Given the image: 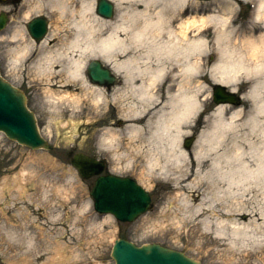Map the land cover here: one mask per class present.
Here are the masks:
<instances>
[{"label":"bare ground","instance_id":"1","mask_svg":"<svg viewBox=\"0 0 264 264\" xmlns=\"http://www.w3.org/2000/svg\"><path fill=\"white\" fill-rule=\"evenodd\" d=\"M98 1L47 0L60 12L57 18L70 16L65 22L74 31L68 40L42 51L34 62L49 81L55 62L68 77L62 81L67 92L49 89L46 93L53 99L49 101L55 107L79 108L83 94L72 89L73 82H80L81 91L93 93L95 104L105 102L111 78L104 85L91 83L85 66L92 57L110 63L123 75L119 113L128 123L121 130L107 128L101 144L109 152L116 151L115 156L112 153L116 161L127 160L152 175L163 172L176 184L185 181L189 163L195 161L192 174L197 179L171 194L182 197L180 210L193 221L206 212L216 217L208 214L197 225L203 223L207 233L215 227L218 241L229 245L223 254L256 245L264 235V0H111L117 9L113 18L97 12ZM44 4V0H30L23 17L44 11ZM249 4L253 5L250 19L241 21L238 7ZM186 9L189 14L184 16ZM23 27L14 30L13 38L21 41L11 47L8 64L13 67L33 45L32 38H24ZM210 37L219 58L206 71ZM207 78L229 87L231 94L243 82L253 84L241 95L243 105L234 107L229 117L226 104L214 109L190 155L182 140L203 110V92L212 85ZM121 97L114 92L112 101ZM129 97L133 100L128 101ZM200 197L197 204L191 200ZM241 212L251 214L250 222L235 218ZM110 219L105 217L101 225L93 223L91 229L102 230Z\"/></svg>","mask_w":264,"mask_h":264},{"label":"rangeland","instance_id":"2","mask_svg":"<svg viewBox=\"0 0 264 264\" xmlns=\"http://www.w3.org/2000/svg\"><path fill=\"white\" fill-rule=\"evenodd\" d=\"M242 10L243 16L247 15V6H243ZM60 24L62 32L66 34L65 30L69 24ZM12 55L9 41L0 40L2 73L28 93L29 106L36 112L42 132L54 148L51 151L33 150L0 133L1 263L114 264L110 255L112 241L117 236H124L138 243L159 242L184 250L205 264H264V235L256 245L234 248L231 254H223V249L229 245L218 241L219 234L215 227L207 233L209 230L203 223H199L189 239L187 225L184 223L192 216L180 210L182 197L174 198L171 195L175 192L173 181L165 175H152L138 166L132 168L127 160L116 161L112 157V153L116 151L111 150L109 154L108 147L101 144L99 139L107 128L119 130L128 123L121 119L119 113L123 101L120 95L122 74L114 72L119 76L120 82L116 81L110 93L116 92L121 100L95 104L91 91L85 90V93L78 85L73 84L72 90L83 94V100L79 103V108L69 110L52 105L49 100L53 99L46 93L49 89L54 92L68 90L62 86V81L68 77L60 70L57 62L52 68L53 76L49 81L48 77L43 76V72L32 66L31 60H24L18 67L10 66L8 62ZM210 58L211 55H208L207 59ZM207 80L211 82L209 85L213 84L212 80ZM130 97L128 101L133 100ZM54 101L56 105L57 100ZM66 103L64 101L65 105ZM205 105L203 114L215 108L213 102ZM202 117L203 115L196 125L193 123L194 128L187 137L193 133H201ZM183 142L184 139L182 146L185 148ZM194 147L192 145L191 149L194 150ZM79 151L97 158H105L109 162L108 171L133 176L149 188L153 195L151 210L134 223H120L112 217L109 225H102V230L98 226L92 230L93 223L99 224L105 217L86 206L91 201L89 192L95 176L83 180L71 165L72 155ZM122 151L124 149H121ZM194 162L191 160L189 163V175L185 176L183 185L197 179L192 174ZM201 198L197 201L196 198L191 200L197 204ZM215 203L220 204L218 200H215ZM241 213L235 218L240 217V220L250 222L251 214ZM208 214L210 215L206 212L198 216L197 221ZM225 218L224 216L221 219ZM229 218L233 221V217ZM180 220L184 223H180ZM262 221L263 219H259L263 225Z\"/></svg>","mask_w":264,"mask_h":264},{"label":"water","instance_id":"3","mask_svg":"<svg viewBox=\"0 0 264 264\" xmlns=\"http://www.w3.org/2000/svg\"><path fill=\"white\" fill-rule=\"evenodd\" d=\"M107 73V72H106ZM104 74L101 73L100 69L99 68H95L94 71H93V77L94 79L98 80V81H101L102 78H103ZM0 90L4 91V94L2 95L4 101H6L7 98L15 101L16 103H18V106L22 109V111L27 114V115H31L32 117V114L27 111L25 105H24V97L21 96L20 94L18 95L16 93V91L7 83L5 82H2L0 80ZM10 94V96H9ZM28 112V113H27ZM19 119L23 120V121H26L25 117L22 115L21 117L17 116ZM96 164H93V162H88V167L90 170L92 171H95V172H98V164L96 166H94ZM102 179V178H101ZM105 180V182H107L108 184H112V183H115V185L117 186H120L122 183H123V180H115L113 178H105L103 179ZM101 187L104 186V183H101L100 184ZM107 193V192H105ZM94 194L96 195V192L94 191ZM101 195H103V192H101ZM137 204H140V202H135ZM127 206L132 208L133 207V202L130 201L127 203ZM120 212L122 214L126 213L127 210H124L123 208L120 207ZM148 252L151 253V255L153 256H156V264H170L172 263V260L170 259H166L169 257L170 253H167L165 252L166 250L165 249H162V248H159V247H150L149 249L145 248ZM137 250H135L133 248V245L130 244V246L127 248V246L122 249V251H120V257H119V262L121 264H137V260L134 258V261L132 263V260L134 257L135 254H132V252H136ZM154 262V264H155Z\"/></svg>","mask_w":264,"mask_h":264}]
</instances>
